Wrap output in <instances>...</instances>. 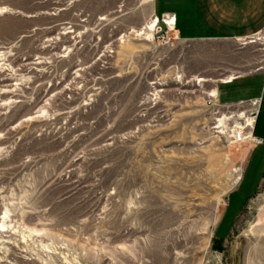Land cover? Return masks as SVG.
Masks as SVG:
<instances>
[{
    "label": "rangeland",
    "instance_id": "1",
    "mask_svg": "<svg viewBox=\"0 0 264 264\" xmlns=\"http://www.w3.org/2000/svg\"><path fill=\"white\" fill-rule=\"evenodd\" d=\"M152 16L0 0V264H264L251 101L207 95L264 71V30L185 41Z\"/></svg>",
    "mask_w": 264,
    "mask_h": 264
},
{
    "label": "crops",
    "instance_id": "2",
    "mask_svg": "<svg viewBox=\"0 0 264 264\" xmlns=\"http://www.w3.org/2000/svg\"><path fill=\"white\" fill-rule=\"evenodd\" d=\"M152 12L158 18L174 15L178 38L185 41L240 42L264 30V0H152ZM263 83L262 70L250 76H233L232 80L220 82L215 88L220 101H257L259 104L250 127L252 125V137L260 139L261 143L253 149L243 180L252 167L255 171L264 167ZM239 92L243 95L235 97Z\"/></svg>",
    "mask_w": 264,
    "mask_h": 264
},
{
    "label": "built area",
    "instance_id": "3",
    "mask_svg": "<svg viewBox=\"0 0 264 264\" xmlns=\"http://www.w3.org/2000/svg\"><path fill=\"white\" fill-rule=\"evenodd\" d=\"M172 17V18H171ZM151 20H153V28L156 29V31L158 32H164L166 34H168V32L174 30V27H175V22H173L174 20V15H170V14H167V15H164L160 18L156 17V16H152ZM260 33L250 37V38H253L255 36H258ZM254 103V105H251L253 107V110H252V113H251V116H252V123L254 122V119H255V116L257 115L258 113V108H259V104L257 101H251V104ZM254 142L256 144H259L261 143V140L260 139H253Z\"/></svg>",
    "mask_w": 264,
    "mask_h": 264
},
{
    "label": "bare ground",
    "instance_id": "4",
    "mask_svg": "<svg viewBox=\"0 0 264 264\" xmlns=\"http://www.w3.org/2000/svg\"><path fill=\"white\" fill-rule=\"evenodd\" d=\"M172 18V17H171ZM152 21H150V23H151ZM173 22H175V20H173ZM150 28V27H149ZM225 79H227V80H232L233 79V76L232 75H229L228 77H226ZM203 81H205L204 79H199V82H203ZM207 95L209 96V97H215L216 96V90H215V88H213L212 90H210L209 92H207ZM251 105H254V103H252ZM238 118L239 119H243L244 118V113L242 112V113H239L238 115ZM223 119L224 120H228L229 118H227V117H223ZM220 123L222 124V125H224L225 123H223V120H220ZM237 126V125H236ZM236 126H235V128H236ZM247 127H250V124H246L242 129H245V128H247ZM255 139V138H254ZM253 142H254V140H253ZM260 144V143H259ZM1 227H3V225H1Z\"/></svg>",
    "mask_w": 264,
    "mask_h": 264
}]
</instances>
